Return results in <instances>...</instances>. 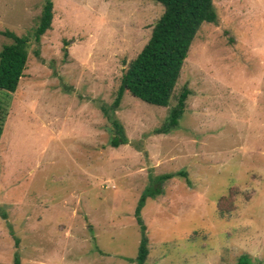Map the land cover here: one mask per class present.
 Segmentation results:
<instances>
[{
	"label": "rangeland",
	"instance_id": "rangeland-1",
	"mask_svg": "<svg viewBox=\"0 0 264 264\" xmlns=\"http://www.w3.org/2000/svg\"><path fill=\"white\" fill-rule=\"evenodd\" d=\"M0 0L5 31L27 37L28 62L0 137V264H136L135 209L159 175L183 171L144 202L147 264H264V0H213L168 107L123 94L128 143L109 146L110 105L163 12L154 0ZM183 87L178 125L168 120ZM228 195L229 215L218 202Z\"/></svg>",
	"mask_w": 264,
	"mask_h": 264
},
{
	"label": "trees",
	"instance_id": "trees-1",
	"mask_svg": "<svg viewBox=\"0 0 264 264\" xmlns=\"http://www.w3.org/2000/svg\"><path fill=\"white\" fill-rule=\"evenodd\" d=\"M163 7V12L154 24L150 37L138 55L127 65L120 77V84L114 100L110 105H101L103 117L110 123L113 136L109 146L117 148L128 143L123 126L115 114L120 108L123 94L128 92L139 101L158 107H168L172 92L177 83L187 51L202 24H215L217 14L213 0H154ZM53 19V2L45 0L36 28L32 32L34 42L51 28ZM12 43L3 45L0 51V91L5 95L17 90L20 79L28 62L30 40L5 31ZM190 91L183 87L176 98V104L170 109L168 120L155 130V134L168 133L173 130L186 108ZM0 98V137L8 116L9 101ZM183 171L159 175L154 179L157 188L147 189L139 198L135 209L136 222L142 230V238L138 244L135 258L136 264H147L148 243L144 235L145 227L140 220V212L147 198L160 192L165 181L174 177H184ZM226 195L219 199L218 212L220 218L229 215L226 207L231 206ZM231 200V199H229ZM226 213V214H225ZM15 264L17 261L15 260ZM236 264H250L247 255H241Z\"/></svg>",
	"mask_w": 264,
	"mask_h": 264
}]
</instances>
